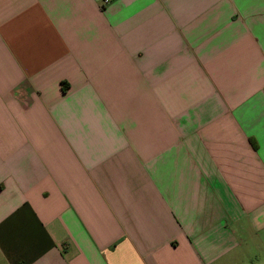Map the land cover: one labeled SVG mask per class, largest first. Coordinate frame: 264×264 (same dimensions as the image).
<instances>
[{
  "label": "crops",
  "instance_id": "1",
  "mask_svg": "<svg viewBox=\"0 0 264 264\" xmlns=\"http://www.w3.org/2000/svg\"><path fill=\"white\" fill-rule=\"evenodd\" d=\"M0 264H264V0H0Z\"/></svg>",
  "mask_w": 264,
  "mask_h": 264
}]
</instances>
